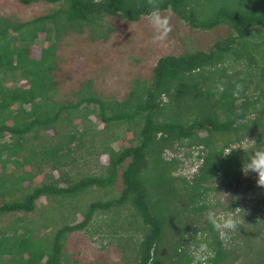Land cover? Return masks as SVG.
<instances>
[{"label": "trees", "instance_id": "16d2710c", "mask_svg": "<svg viewBox=\"0 0 264 264\" xmlns=\"http://www.w3.org/2000/svg\"><path fill=\"white\" fill-rule=\"evenodd\" d=\"M20 2L55 6L28 20L0 13V264H77L65 250L69 234L104 214L123 264H191L197 233L210 242L211 264H264L259 202V218L238 212L234 247L206 218L217 185L242 180L247 137L264 142V0ZM154 8L193 28L232 31L209 50L160 57L151 80L135 79L122 99L86 81L75 101H63L58 42L85 32L107 40L106 16L135 22ZM103 153L107 162L92 171ZM189 158L199 163L191 177L182 171ZM97 190L104 197L91 198ZM235 195L216 208L236 213ZM77 212L84 219L73 223Z\"/></svg>", "mask_w": 264, "mask_h": 264}, {"label": "rangeland", "instance_id": "374dc122", "mask_svg": "<svg viewBox=\"0 0 264 264\" xmlns=\"http://www.w3.org/2000/svg\"><path fill=\"white\" fill-rule=\"evenodd\" d=\"M54 6L55 4L46 2L24 5L20 0H0V13L13 19L28 20L47 13ZM160 14L170 18L171 31L164 40H153L155 33L147 19L148 14H146L135 22L118 16H106L105 22L111 28L107 40L94 42L90 39L88 32H85L83 34L72 33L63 41L58 42L59 65L53 74L61 99L68 102L75 101L76 90L86 81L92 82L103 97L113 96L122 99L129 93L135 79L151 80L153 69L160 57L168 54H182L189 49L209 50L219 39L225 38L232 31L226 25L212 30L193 28L173 11H160ZM44 45L47 46L48 43L44 42ZM39 50L36 49V53ZM257 73L259 74V70ZM92 119L99 125V128L104 126V123L96 116H92ZM121 144L123 140L115 142L117 148ZM245 146L250 147L248 143ZM180 155L183 157V152ZM93 159L96 161L95 158ZM106 159L107 155L101 154L99 164H92L91 170L97 171L100 163L107 162ZM184 165L182 171L189 177L199 167V163L194 162L192 158L186 159ZM84 168L89 169L87 166ZM55 174L58 175V171ZM256 179L255 173L243 175L242 180L235 183L232 189H229L227 184L220 183L217 185L219 191L214 192L211 199L212 201L220 199L223 202L222 205L225 206L233 201L236 192L235 197L239 200L237 212H229L234 214L239 222L244 220L238 216L240 209L246 210L249 220L253 215L259 218L260 214L254 213L253 205L259 202L264 208V187L258 186ZM62 185L65 186L64 183ZM121 189L122 182L119 178L111 194L117 195ZM90 197H104V193L97 190ZM40 202L47 204L48 199L42 197ZM1 203L0 198V205ZM215 210L223 211V207H217ZM83 219L84 215L77 212L73 223L81 222ZM110 219L109 214L96 216L87 229L69 234L65 250L71 260H76L77 264L95 262L123 264L122 254L117 245L112 242L110 228L107 225ZM237 231L238 228L227 240L233 247L238 242ZM208 264L211 263L208 261Z\"/></svg>", "mask_w": 264, "mask_h": 264}, {"label": "clouds", "instance_id": "9594fccd", "mask_svg": "<svg viewBox=\"0 0 264 264\" xmlns=\"http://www.w3.org/2000/svg\"><path fill=\"white\" fill-rule=\"evenodd\" d=\"M147 19L155 33L153 40H164L171 31L170 18L161 15L159 9L154 8L148 14ZM237 88H240V85H237ZM220 90L223 91V88L221 87ZM247 143L251 146V150L248 152L241 170L246 176L249 173H255L257 185L264 187V142L257 144L255 139L247 137ZM208 203L210 206L206 212L207 221L218 234V238L226 242L237 230L238 218L230 212L215 210V201L210 200ZM228 206L230 207V204ZM197 240L199 241L198 244H193L189 249L192 256L191 264H208L209 259L214 256V252L209 246L210 242L207 240L206 234L203 233H197Z\"/></svg>", "mask_w": 264, "mask_h": 264}]
</instances>
